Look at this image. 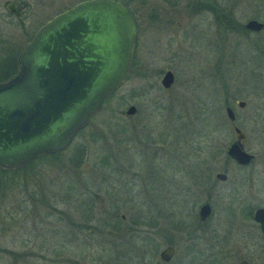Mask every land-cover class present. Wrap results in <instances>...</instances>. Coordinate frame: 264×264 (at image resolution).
<instances>
[{"label": "rangeland", "instance_id": "1", "mask_svg": "<svg viewBox=\"0 0 264 264\" xmlns=\"http://www.w3.org/2000/svg\"><path fill=\"white\" fill-rule=\"evenodd\" d=\"M24 1L22 19L5 14L0 2V46L20 45L22 50L40 25L84 0ZM196 21L200 29L191 34L189 25L179 31L174 26L162 30L158 25L147 27L138 17L140 30L129 76L88 126L57 156L37 160L14 175L0 174V249L40 254L22 258L19 264H141L147 259L141 255V223L154 214L146 200L163 193L164 223H173L176 216L188 218L193 208L177 202L175 193L191 187L195 166L220 170L225 148L234 140L225 104L232 107L235 125L246 137V152L264 157V130H260L264 126L254 117L261 106L264 118V105L251 87L248 52L236 46L241 39L229 30L224 64L214 32L201 30L203 19ZM165 71L174 78L168 90L159 85ZM226 72L223 93L220 77ZM239 100L245 102L243 110L235 106ZM129 106L135 108L134 116L125 115ZM101 156L109 157L108 168L101 167ZM212 157L217 159L212 162ZM229 171L227 183L218 186L246 193L242 176L247 170L230 165ZM99 176H110V184H98ZM257 178L259 185L251 186V193L264 205V174ZM120 215L125 221L119 231L103 225ZM214 219L241 228L237 211L234 215L217 211ZM132 225L135 242L119 243L117 237L129 235L125 231ZM127 245L137 248L116 260L114 255L125 253L121 247ZM11 261L9 255L0 256V264Z\"/></svg>", "mask_w": 264, "mask_h": 264}, {"label": "water", "instance_id": "2", "mask_svg": "<svg viewBox=\"0 0 264 264\" xmlns=\"http://www.w3.org/2000/svg\"><path fill=\"white\" fill-rule=\"evenodd\" d=\"M4 11L17 17L11 2ZM247 28H260L249 22ZM133 12L117 0H85L41 25L17 57L18 71L0 83V169L19 170L38 157L63 151L96 115L103 102L128 78L137 35ZM170 71L159 80L163 90L173 85ZM237 102V107H242ZM135 108L129 106L125 115ZM229 121L230 108H225ZM225 156L244 165L253 156L244 151L237 128ZM224 180L225 175L215 176ZM208 207L200 209L206 216ZM264 234V209L255 211ZM171 249L160 258L166 260Z\"/></svg>", "mask_w": 264, "mask_h": 264}, {"label": "flooded vegetation", "instance_id": "3", "mask_svg": "<svg viewBox=\"0 0 264 264\" xmlns=\"http://www.w3.org/2000/svg\"><path fill=\"white\" fill-rule=\"evenodd\" d=\"M7 1L13 4L18 15L17 17L9 15L2 7L4 13L14 19H22L27 7L26 2L24 0H0L1 6ZM117 1L129 8L134 14L138 27L135 44L140 30L138 17L144 19L147 27L158 25L162 30L167 26L166 29L169 28L170 31L174 26L175 29L179 31L189 25L191 34H195L196 30L200 29L196 20L203 19L204 27L201 28V30L209 28L214 32L216 43L218 47H220L217 51L223 54V60L220 61L225 64L227 59L224 60L225 56L223 50L227 46V33L229 30L237 32L238 38H240L241 41H236V46L248 52V57L250 59L247 63H249V69L251 70V87L253 93L258 99L263 100L262 105H264V0ZM133 3H135L136 6H140L139 10L141 14H137L136 9H138V7L134 6ZM153 3H155V5H153ZM151 8H156L157 10L150 11ZM235 8H237L236 13L234 12ZM238 18L242 19V22H238ZM249 22L260 24V28H247ZM210 42L211 41L207 42V46H211ZM225 75L226 76L222 75L220 77V86H222L221 90L223 93H226L228 83L227 72ZM237 102H242V107H237ZM237 102L235 106L243 110L245 102L241 100ZM227 107L230 108L233 115L232 121H229L225 115L227 121L232 125V130L234 128L240 130L235 125L237 117L229 104H225L224 113ZM134 115L135 113L131 116ZM262 115L263 108L259 106L255 110L254 117L255 123L259 124V126L262 125L261 127L264 126V118ZM260 130L264 129L261 128ZM242 134L244 135L243 132ZM245 139L246 137L244 135L242 146ZM69 145L64 150H66ZM244 151L246 152L245 149ZM251 155L253 156V160L247 164L239 165L227 158L224 154L223 163L219 168L220 170H216L215 167L208 165L202 167L195 166L194 172L191 173L192 177H190L191 187L186 189L184 193H181L179 190L174 196L177 202L184 201L193 208V212L188 218L181 219L180 216H176L174 217L173 223H164L165 217L162 213L164 207L163 193L159 194L158 192L155 198H148L146 200L147 209L149 208L154 214H152L151 217L147 216L144 218L143 223H141L142 235L139 237L141 242V255L143 257L147 256V259H144L141 264H264V234H262L260 229V221L255 219L254 216L256 210L264 209V205L260 203L258 195L254 196L253 193H251V186L259 185L260 178L257 177L264 174V157ZM216 159V157H212V162ZM230 165L239 171L247 170L242 176L243 185L246 186V193H240L234 189L218 186L226 184L229 180ZM249 169H251L252 172L248 171ZM217 173L224 174L225 179L222 181L217 179L215 177ZM109 179L110 176H99L97 183L110 184L108 181ZM110 196L111 193L109 197ZM94 198L96 200V192L94 193ZM203 206L208 207V212L206 216L201 218L200 209ZM223 210L231 215H234V212L237 211L241 222V228H237L238 223H220L223 221L214 219L217 211ZM124 221V216L120 215L119 222L121 225L124 224ZM133 225L127 229V231L129 230L128 232H132L130 228L133 227ZM134 239L135 237L130 234L117 237L119 243H124V245L135 242ZM38 248L41 251L42 247L39 246ZM121 248L125 249L126 252H117L114 255L116 260L122 259V256H126L127 254L131 255L137 247L127 245ZM167 248L171 249V253L166 260H163L160 258V254ZM36 254L37 256L40 255L39 253L32 254L30 252H19L17 255L11 253V251L0 249V256L9 255L12 258L10 264H19L22 258L28 256L36 257ZM118 263L122 264L120 261H118ZM125 264L128 263L125 262Z\"/></svg>", "mask_w": 264, "mask_h": 264}, {"label": "trees", "instance_id": "4", "mask_svg": "<svg viewBox=\"0 0 264 264\" xmlns=\"http://www.w3.org/2000/svg\"><path fill=\"white\" fill-rule=\"evenodd\" d=\"M20 50H21L20 45L19 46H16V45L5 46V44H4V45L0 46V83L9 80L10 78H12L13 76H15L17 74V71H18L17 57H18V54H19ZM94 116H96V115H94ZM94 116L90 117L87 125L82 130H80L75 136L80 134L88 126L90 120L93 119ZM58 154L59 153H55V154H52V155L39 157V158H37V160H43V159H46V158H53V157L57 156ZM108 161H109V157L101 156L99 163H100L101 167H103L105 169V168H108V163H109ZM34 162H35V160L32 161L31 163H29L28 165H26L25 168L23 167L22 169H19V170H16V171H5V170H1L0 169V174H2V175H5V174L14 175V174L20 172L21 170H24V169L30 167ZM84 205L86 206V212L89 215L88 204H86V202H85ZM114 222L115 223H105L103 225L105 227H107V229H111V231H115V232L119 231L120 228H121L120 227L121 223L119 222V218H118V220H116ZM125 232H126V234H130V232H128L127 230Z\"/></svg>", "mask_w": 264, "mask_h": 264}]
</instances>
